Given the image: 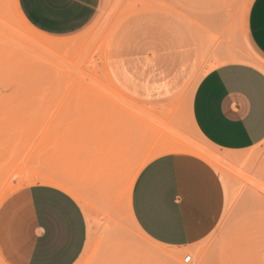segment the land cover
<instances>
[{
    "label": "rangeland",
    "instance_id": "1",
    "mask_svg": "<svg viewBox=\"0 0 264 264\" xmlns=\"http://www.w3.org/2000/svg\"><path fill=\"white\" fill-rule=\"evenodd\" d=\"M252 1L101 0L84 28L53 37L24 22L14 0H0V205L35 183L69 191L89 222V241L74 264H264V139L223 150L189 116L192 91L210 69L236 61L264 71L248 37ZM112 44L122 54L172 60L166 77L180 71L185 51L188 73L167 99L133 98L107 72ZM140 121L157 136L151 150L133 143ZM165 146L208 170L219 204L209 232L185 248H166L171 262L148 252L142 238H125L138 236L128 211L131 171ZM102 154H116L113 168L98 165ZM2 262L9 264L0 248Z\"/></svg>",
    "mask_w": 264,
    "mask_h": 264
},
{
    "label": "crops",
    "instance_id": "2",
    "mask_svg": "<svg viewBox=\"0 0 264 264\" xmlns=\"http://www.w3.org/2000/svg\"><path fill=\"white\" fill-rule=\"evenodd\" d=\"M100 2L14 0V5L19 17L33 29L60 37L84 28ZM247 30L250 45L264 57V0L252 1ZM118 47L112 44L108 48L106 69L113 82L133 98L148 102L167 99L188 73L185 51L178 56L180 71L166 77L172 60L122 54ZM189 116L195 130L215 147L241 151L258 144L264 139V71L236 61L210 69L192 91ZM117 139L112 137L110 142L120 143ZM136 142L144 149H152L157 142L154 129L144 121H140L138 130L133 126ZM172 151L150 158L140 168L128 202L129 219L138 236L125 233L128 240L142 238L148 252L170 262L166 248H185L209 232L217 222L219 207L208 170L200 162ZM116 154L100 155L98 165L109 169L110 164L113 168ZM88 241L87 216L79 201L62 187L31 184L0 205V248L9 264H74Z\"/></svg>",
    "mask_w": 264,
    "mask_h": 264
},
{
    "label": "bare ground",
    "instance_id": "3",
    "mask_svg": "<svg viewBox=\"0 0 264 264\" xmlns=\"http://www.w3.org/2000/svg\"><path fill=\"white\" fill-rule=\"evenodd\" d=\"M111 28V27H110ZM141 103V102H140ZM137 106V105H136ZM143 107V106H142ZM143 112H144V110H143ZM134 113V112H133ZM120 127V126H119ZM116 132V131H115ZM108 135V134H107ZM107 139V138H106ZM118 140V139H117ZM136 140V139H135ZM162 143V142H161ZM144 144V143H143ZM150 144L151 143H149V144H147L149 147H150ZM155 144V143H154ZM156 145V144H155ZM128 147V146H127ZM142 147H144V146H142ZM147 147V146H146ZM151 147H152V144H151ZM133 148V147H132ZM141 148V147H140ZM155 148V147H154ZM167 149H169L168 151H172V150H174V148L172 147V148H167ZM166 149V150H167ZM151 150V149H150ZM138 151V150H137ZM142 154V153H141ZM144 154V153H143ZM147 156V155H146ZM145 159V158H144ZM135 160V159H134ZM140 160V159H139ZM138 160H136V162H137ZM148 161V159L146 158L144 161H142V164L141 165H139V163H141V162H139L138 163V168H136L135 166H134V164L132 165V166H134V168H136V170H134V171H131L132 172V177H133V179H135L136 178V176H137V174H138V172H139V170H140V168L146 163ZM135 163V162H134ZM133 168V169H134ZM49 178V177H48ZM162 249V248H161ZM160 251V250H159ZM160 254H162L161 252H160Z\"/></svg>",
    "mask_w": 264,
    "mask_h": 264
},
{
    "label": "built area",
    "instance_id": "4",
    "mask_svg": "<svg viewBox=\"0 0 264 264\" xmlns=\"http://www.w3.org/2000/svg\"><path fill=\"white\" fill-rule=\"evenodd\" d=\"M183 259H184V261H189L191 259V256L190 255H185Z\"/></svg>",
    "mask_w": 264,
    "mask_h": 264
}]
</instances>
